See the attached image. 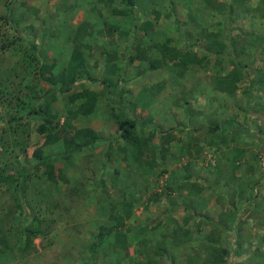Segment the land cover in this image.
Listing matches in <instances>:
<instances>
[{
	"label": "rangeland",
	"instance_id": "374dc122",
	"mask_svg": "<svg viewBox=\"0 0 264 264\" xmlns=\"http://www.w3.org/2000/svg\"><path fill=\"white\" fill-rule=\"evenodd\" d=\"M114 7L121 0H0V264H264V0H136L137 28ZM77 36L88 74L59 93L39 65L55 60L57 73ZM168 38L200 61L162 58ZM237 70L230 90L217 86ZM83 87L99 102L73 117L68 94ZM40 103L101 142L50 143L43 119L27 116ZM135 114L139 152L118 136ZM111 217L125 247L112 235L92 250Z\"/></svg>",
	"mask_w": 264,
	"mask_h": 264
},
{
	"label": "trees",
	"instance_id": "16d2710c",
	"mask_svg": "<svg viewBox=\"0 0 264 264\" xmlns=\"http://www.w3.org/2000/svg\"><path fill=\"white\" fill-rule=\"evenodd\" d=\"M136 0H121V7H114L112 8V13L114 15L130 18L134 24L132 25L133 28H137L136 21L137 17L134 16V7H135ZM152 26L151 21L145 22V27L150 28ZM78 29V31H80ZM77 43L74 44V46L71 49V53L69 56V59L67 60L66 64L57 72L54 73V68L56 66V61L53 60L50 63H40L39 65V77L41 80L45 81L46 83L51 84V86L58 90L59 93H65L69 92L72 84L79 79L81 76L86 75L87 69L85 64V57H84V48L86 44H83L81 40H79V37H76ZM170 38L166 39L165 42H163L160 45V53L162 55V58L168 59L170 61L181 59L183 63H195L197 61H200L196 59L195 57H189L187 53H184L181 57L180 50L176 47L169 45ZM222 51H218V53H221ZM145 59L146 57L143 56ZM133 60L134 57H131ZM148 63L152 69L159 66L160 61L159 59H151L148 60ZM88 74V73H87ZM240 72L239 70L235 71L234 76L228 78H221L217 81V86L224 90H230L232 85H235L238 80H240L239 76ZM228 79V80H226ZM106 87H109V84L103 80L102 81ZM59 84L61 87H59ZM223 84V85H222ZM225 84V85H224ZM68 100L72 103H77V108L75 111H71L73 117H78L79 115H89L91 114L98 102H99V92L96 90H92L89 88H81L78 91H73L68 94ZM27 116L31 118H38L41 117L43 121L39 124L37 127V130L39 133L44 134V136L47 138V140L50 143H56L58 141H62L64 149L68 152L77 151L81 148L96 145L99 142H101V138L99 135L93 132H83L80 129L70 128L66 129L65 126H61L58 121H56V115L51 111V109L44 105L43 103H40L39 106L34 109L27 112ZM145 123L141 121L138 115H134L133 118L130 119H123L119 121L118 128L119 133L118 136L125 138L127 142L132 144L136 150H141V147H139L140 142L138 136L134 134L136 128L138 125L145 126ZM232 125L230 124H220V123H214L210 125V131H216L218 129L221 130H229L227 129ZM234 127V126H233ZM247 130V129H246ZM244 131V129L242 130ZM248 132V130H247ZM39 160H42L43 156L42 154H38ZM46 175L49 180L55 181V167L52 163L46 164ZM24 219H27L29 216V212L27 211V208L25 206H22ZM108 221L103 222L101 225H99L98 234L96 235L95 239L93 240L91 244V249L96 250L99 246V243L104 242L109 239L110 236H115V244H120L122 247H125L126 238H124L123 234L120 237L115 230L116 224H119L121 226H124V223L122 221V218L119 219L120 222H118V219H116L117 222H113L112 217L110 219L107 218ZM37 223L34 225L27 226L25 228V235L27 242H31L33 237L37 236L40 232V220L36 219ZM224 250V249H223ZM222 250V251H223ZM221 251V253H222ZM226 253V251H223ZM223 254V253H222ZM227 254V253H226ZM225 255V254H223ZM216 264H222L223 261H218Z\"/></svg>",
	"mask_w": 264,
	"mask_h": 264
},
{
	"label": "water",
	"instance_id": "95a60500",
	"mask_svg": "<svg viewBox=\"0 0 264 264\" xmlns=\"http://www.w3.org/2000/svg\"><path fill=\"white\" fill-rule=\"evenodd\" d=\"M260 141L262 143L261 151L264 153V138H261Z\"/></svg>",
	"mask_w": 264,
	"mask_h": 264
}]
</instances>
